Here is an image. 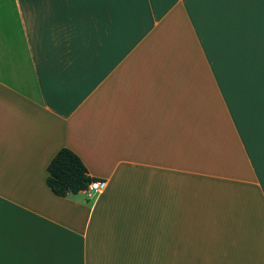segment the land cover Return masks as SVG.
<instances>
[{
	"label": "crops",
	"instance_id": "0c3cea01",
	"mask_svg": "<svg viewBox=\"0 0 264 264\" xmlns=\"http://www.w3.org/2000/svg\"><path fill=\"white\" fill-rule=\"evenodd\" d=\"M0 264H264V0H0Z\"/></svg>",
	"mask_w": 264,
	"mask_h": 264
},
{
	"label": "trees",
	"instance_id": "16d2710c",
	"mask_svg": "<svg viewBox=\"0 0 264 264\" xmlns=\"http://www.w3.org/2000/svg\"><path fill=\"white\" fill-rule=\"evenodd\" d=\"M95 180L81 158L67 147L61 148L47 167L46 184L59 197L78 194Z\"/></svg>",
	"mask_w": 264,
	"mask_h": 264
},
{
	"label": "built area",
	"instance_id": "2783aa9c",
	"mask_svg": "<svg viewBox=\"0 0 264 264\" xmlns=\"http://www.w3.org/2000/svg\"><path fill=\"white\" fill-rule=\"evenodd\" d=\"M106 188H107V181L103 179H98L92 181L84 191L89 197H93L96 194L104 191Z\"/></svg>",
	"mask_w": 264,
	"mask_h": 264
}]
</instances>
